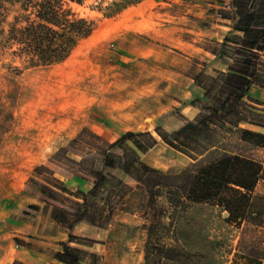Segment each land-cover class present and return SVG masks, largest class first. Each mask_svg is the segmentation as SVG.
Masks as SVG:
<instances>
[{
    "label": "rangeland",
    "instance_id": "1",
    "mask_svg": "<svg viewBox=\"0 0 264 264\" xmlns=\"http://www.w3.org/2000/svg\"><path fill=\"white\" fill-rule=\"evenodd\" d=\"M113 1L120 0H86L75 5L80 15L93 21L90 33L79 37L63 60L27 66L5 43L20 0H2L0 252L10 249L17 217L28 212L38 197L52 206L53 214L55 207L74 211L71 202L48 197L43 185L55 184L58 179L73 192L83 194L104 173L120 178L130 189L124 188V196L119 197L114 188L105 185L92 199L94 205L82 219L102 224L107 237L97 252L84 257L91 264H145L146 230L137 211L138 198L132 194L137 180L126 174L118 162L132 160L165 172L179 171L192 160L166 143L157 130L171 131L178 126L183 119V103L197 102L203 89L187 82L171 86L154 82L163 76L156 64L186 69L191 64L188 72L194 74L202 70L192 58L181 57L161 41L170 42L174 36L177 40H192L195 34L183 28L189 26L188 20L179 17L193 1L130 0L118 12L108 8ZM203 42L217 54L235 56L233 44ZM150 49H154L150 56L141 55ZM260 56L257 69L264 73V52ZM248 95L264 114V87L253 86ZM117 114H124L128 126L133 124L126 131L151 133L158 142L143 153L131 141L120 140L123 132L114 130ZM137 114L138 123L132 121ZM242 126L264 132V126ZM251 153L264 161V148H252ZM42 157L48 161L38 163ZM256 191L264 193V177ZM226 217L227 212L215 204L197 203L178 221L179 241L200 264H234L240 228Z\"/></svg>",
    "mask_w": 264,
    "mask_h": 264
},
{
    "label": "trees",
    "instance_id": "2",
    "mask_svg": "<svg viewBox=\"0 0 264 264\" xmlns=\"http://www.w3.org/2000/svg\"><path fill=\"white\" fill-rule=\"evenodd\" d=\"M85 1L20 0L5 38L11 53L27 66L63 60L78 38L92 30L93 21L74 9ZM129 2L113 1L108 8L118 12ZM237 12L240 18L234 29L243 35L226 37L235 45L229 70L216 75L203 71L196 74V83L203 89L202 99L192 101L198 113L177 129L157 130L166 143L192 160L179 171L163 172L119 158L118 166L137 180L132 194L138 198L137 211L146 230L145 264H200L176 234L178 221L197 203L215 204L227 212L229 223L240 228L234 264H264V193L256 191L264 177V161L251 153L252 148H264V132L242 126H264V114L248 95L251 86L264 87V73L257 69L260 52H264V4L260 12L244 6ZM119 139L130 140L143 153L158 142L151 133L131 130L123 132ZM54 183L43 185L47 196L75 206L73 212L54 209V218L66 227L87 217L88 208L94 205L92 199L105 185L114 188L119 197L124 196V188L130 189L120 178L104 173L83 194L73 192L58 179ZM62 245L68 258L60 257L65 261L78 263L85 259L86 251L65 242Z\"/></svg>",
    "mask_w": 264,
    "mask_h": 264
},
{
    "label": "crops",
    "instance_id": "3",
    "mask_svg": "<svg viewBox=\"0 0 264 264\" xmlns=\"http://www.w3.org/2000/svg\"><path fill=\"white\" fill-rule=\"evenodd\" d=\"M192 5L188 3L186 11L180 15L179 18L188 20V27H183L195 34L192 40H185L174 36L170 38L168 43L173 48L176 54L184 58H192V60L201 65L203 73L216 74L218 71L226 72L229 70L232 63V57L226 55H218L203 43L205 40L217 41V44L225 42L226 37L232 34L242 36L243 32L234 29L235 24L240 18L237 12L240 6L247 7L250 10L260 12L261 5L264 4L262 0H226L231 2L233 9L227 10L221 2L224 0H190ZM182 30V27L178 28ZM145 42V41H144ZM148 41H146L147 43ZM149 43V42H148ZM154 49L142 52L143 56H150ZM158 58V57H157ZM181 60V58H180ZM185 66L169 65H155L163 72V76L158 82H166L168 85H178L187 82L202 89L195 80V74L188 72ZM253 86H251L252 88ZM250 88V89H251ZM200 95L203 97V92ZM198 96V100L202 97ZM199 108L192 103H183L181 112L183 119L180 124L172 129L180 127L185 120H190L198 113ZM140 116L137 114L132 121L139 122ZM115 132H125L131 129L133 124L128 126L124 114L116 115L114 117ZM175 122H170L173 125ZM113 131V130H112ZM130 141V140H129ZM60 145H54L59 147ZM45 157V156H44ZM40 158L38 163L47 162L48 158ZM47 159V160H46ZM30 210L17 217L15 226L12 228L13 241L10 242V249L4 253L0 252V264H91L87 259L79 261L78 263H70L62 259L60 256H66L63 251L62 243L82 249L88 255L97 252L100 245H103L107 237V230L103 228L102 224L88 219H82L74 223L71 227H66L58 222L53 215L52 206L40 197L35 199ZM16 240L18 242H16ZM67 257V256H66ZM68 258V257H67Z\"/></svg>",
    "mask_w": 264,
    "mask_h": 264
},
{
    "label": "built area",
    "instance_id": "4",
    "mask_svg": "<svg viewBox=\"0 0 264 264\" xmlns=\"http://www.w3.org/2000/svg\"><path fill=\"white\" fill-rule=\"evenodd\" d=\"M221 5L227 10L233 9V6H232L231 2H229V1L224 0L221 2Z\"/></svg>",
    "mask_w": 264,
    "mask_h": 264
}]
</instances>
